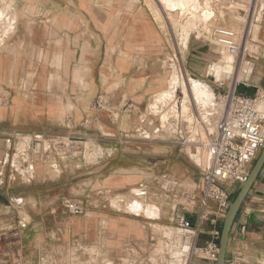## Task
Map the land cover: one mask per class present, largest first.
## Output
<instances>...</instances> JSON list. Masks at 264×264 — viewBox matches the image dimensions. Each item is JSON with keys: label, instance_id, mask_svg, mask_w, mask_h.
<instances>
[{"label": "crops", "instance_id": "crops-1", "mask_svg": "<svg viewBox=\"0 0 264 264\" xmlns=\"http://www.w3.org/2000/svg\"><path fill=\"white\" fill-rule=\"evenodd\" d=\"M12 1L29 11L30 19L18 23L0 53V259L71 264L77 242L88 264L96 258L100 264H127L128 251L136 252L138 264L148 263L162 227L187 216L183 192L199 179L197 149L174 140L189 138L201 118L210 119L216 97L202 114L196 103L186 111L179 107L180 91L170 115L152 113L156 96L168 87L173 61L164 57L165 35L146 6L132 9L115 0ZM3 9L0 39L7 32ZM117 9L123 13L117 16ZM214 18L197 29L198 36L212 28ZM253 42L256 52L247 56L242 80L241 70L236 75L238 92L248 96L264 90V20ZM187 68L186 76L204 78L195 67ZM98 98L104 100L101 110L94 108ZM86 118L93 125L83 129ZM71 138L95 145L103 153L100 163L83 160L80 148L67 152L59 139ZM36 139L41 154L31 163ZM165 177L178 182V192L164 189ZM139 190L146 194H133ZM64 199L84 201L87 214H66ZM139 202L158 204L160 216L135 215L132 205ZM241 209L251 212L247 232L230 239L228 252L238 250L245 264H264V169ZM207 239L202 236L199 245Z\"/></svg>", "mask_w": 264, "mask_h": 264}, {"label": "built area", "instance_id": "built-area-1", "mask_svg": "<svg viewBox=\"0 0 264 264\" xmlns=\"http://www.w3.org/2000/svg\"><path fill=\"white\" fill-rule=\"evenodd\" d=\"M221 1V0H220ZM227 3L242 5L246 8L247 17L262 13L264 17V0H224ZM210 10L218 1L199 0ZM213 11V10H210ZM204 41L214 42L228 55L238 57L246 53L243 47L244 34L225 26L210 28L201 34ZM199 38V37H198ZM253 42L247 33L245 42ZM252 52H248L250 54ZM238 84L228 88L225 94L218 93L209 114L210 119L201 118V127L192 131L186 139L174 141L182 147H194L201 160L199 179L191 190L184 191L189 205L186 215L176 225L162 227L163 232L154 246V257L143 264H217L219 243L224 217L233 200L231 188L246 182L253 164L264 148V90H258L254 96L238 92ZM96 110L104 108V100L98 98L94 104ZM69 120V118H67ZM152 123H150L151 125ZM93 125L91 118L84 119L81 127L88 129ZM205 134V139L191 145L192 136ZM65 142V143H64ZM60 145L68 151L77 150L83 160H94L100 163L103 153L97 152L93 144L79 145L76 139H62ZM41 141L35 140L32 149L31 163L41 154ZM96 150V155H95ZM70 151V152H72ZM100 152V155H99ZM165 190L178 192L179 184L172 178L165 177ZM143 196V195H142ZM64 212L70 216L84 217L87 206L84 201L64 199ZM251 212L240 210L230 239L236 241L238 236L247 232V217ZM234 234V235H233ZM207 236L205 245H199L200 238ZM230 242V241H229ZM77 242L73 243L71 264H88L87 253L81 251ZM127 264H138L136 252L128 251ZM84 258V259H83ZM136 261V262H135ZM53 258H41L38 264H55ZM0 264H9L0 259ZM90 264H100V260H90ZM226 264H245L242 254L232 249L227 254Z\"/></svg>", "mask_w": 264, "mask_h": 264}, {"label": "rangeland", "instance_id": "rangeland-1", "mask_svg": "<svg viewBox=\"0 0 264 264\" xmlns=\"http://www.w3.org/2000/svg\"><path fill=\"white\" fill-rule=\"evenodd\" d=\"M132 1L133 0H115V2L117 4H119L120 6L122 4H127L132 9H134L135 6H138V7L146 6L150 9L151 14H153L155 19L159 22V26L161 28V31L165 35L164 57L168 61L170 59L173 61V64H170V66L172 65V67H171L172 69H171V72L169 73V77H168L169 80L167 79V86L168 87L156 96L155 102L150 106V108L152 109V113L154 115H156V114L157 115H159V114L160 115H162V114L168 115L169 113L173 112V111H170V109L172 108L171 110H174L172 103L173 104L175 103L174 101L176 100V96L180 91H181V93H180L181 107L183 106L182 109L184 111L189 109V104L194 103V102H192L193 101L192 98L189 99L190 97H192L189 88L186 87L187 85H183V84H186V83H184V79H183V77H185V75L183 74V70L188 71V68H187L188 65L193 67V68L195 67L202 74H204L203 75L204 78H196V77H193V78L197 79L198 83L201 86L211 88L212 99H210L211 100L210 104L213 103L214 98L216 97L214 89H216L217 93L225 94L228 91V88L230 86H232V88H233V86L235 85L234 78H236L235 73H236V67H237L238 59L236 57L231 58V61L229 59L231 64L227 60L228 63L230 64L228 71L223 69V70H221V72H214L215 70H217V68H219V66H223L224 62H226V58H228V54H226L225 52H223V50H221L219 47H217L214 42L202 41L201 39L203 37H201V35L198 36V34H197V31H198L197 29L202 24L205 26L204 23L209 21L210 19H212L213 16H211L212 12L210 10L202 8L201 4L197 3V0H190V1L184 0L185 3L187 2V4H190V5L187 7V10H184V13L182 15H180V14L183 12V10L180 11L181 13L179 12L180 14L175 15V18L173 21L176 22L177 25L174 28V25H172V22H169V20L166 19L165 16H163L164 13H162V11L159 10L157 5L154 4L153 0H136L133 2ZM168 1L173 2V4H175V6L177 4H181V0H168ZM228 5L229 4L227 2H225L224 0L217 2V4L214 6L215 13L213 12L215 18L210 22L211 25L209 27H216L217 25L218 26H225L227 24V22H229L228 20H230V19L228 17H229V14L232 10L229 8V6H231V5H229V6ZM1 7L4 8L3 9L4 11L2 10L3 11L2 15L5 14L6 19H7V21H6L7 22V32H6V35H4L0 39V53L2 50H6L7 47L9 46V43L13 38L12 34L15 33L18 23L20 24L22 22L29 21V19H30V12L26 11L24 9L18 8L12 0H0V8ZM190 10L192 11L191 13H190ZM241 10L243 11V17H241V21L238 19H235L233 21H235L236 23L240 21L237 25L239 27H243V29H244V27L247 25L246 8L243 7V9H241ZM152 12H154V13H152ZM116 13L118 16L119 14H122L123 12H118V9H117ZM125 13H130V12L127 11ZM159 15H160V17H159ZM184 20H188V23H187V21H186V23H184ZM263 20H264V17L262 16V13L257 14L255 19H254V23L256 24L255 25L253 23V28H254L253 30L256 33L255 36L252 35V38L254 40L257 39V36H258L260 29H261V23L263 22ZM184 24H186V25H184ZM207 26H205V27L207 28ZM257 31H258V33H257ZM198 37L200 38L199 40H198ZM5 42H6V44H4ZM4 45H5V47L3 48ZM248 52H256V44L255 43L249 42V46L246 49V53L244 55V60H243V67L240 69L241 73L239 76V81H241L243 76H244V70H245L244 67L246 65L245 64L246 58L249 55ZM213 63H215V64L213 65ZM167 67H169V65ZM210 69H212L211 74L209 73ZM189 77H191V76H189ZM175 81H177V82H175ZM178 82H179V84H178ZM217 82H219V83H217ZM231 82H232V84H231ZM181 83H182V85H181ZM171 84H172V86H169ZM221 84H223V87L219 88V86ZM177 86L180 88H178ZM187 90H189V91H187ZM167 91H168V93H169V91L171 92L170 95L167 93ZM177 91H179V92H177ZM188 92H189V95H191V96L186 95V94H188ZM195 94L196 93L194 92V94H193L194 98H196ZM168 98H172V99H168ZM174 98H175V100H174ZM157 99L159 102L157 101ZM2 101L3 100L0 98V104L2 103ZM195 103H197L199 105L198 108H201L202 110L204 109V107H202V105H200L201 102L198 103V101H197ZM170 104H171V106H170ZM191 105L193 106L194 104H191ZM206 105L208 106V104H206ZM201 109H200V111L202 112ZM150 119H151V117L147 116L148 122ZM147 124L148 123L144 124V126H145L144 128H146ZM138 136L140 137V133H138L137 137ZM155 136H157V135L155 134ZM150 139H153V138L151 137ZM59 140L61 141L62 139H59ZM86 142H90V141H86ZM44 166L46 167V169L48 168L47 165H44ZM238 188H239V186H237V185L233 186L231 188L232 197L236 196ZM31 192H32V190L29 189L28 193H31ZM14 196H17V195H14ZM155 205L158 206V204L151 202V206L156 207ZM13 206H15V207L17 206V204L14 201H13ZM23 214H25V211L22 212V215Z\"/></svg>", "mask_w": 264, "mask_h": 264}, {"label": "bare ground", "instance_id": "bare-ground-1", "mask_svg": "<svg viewBox=\"0 0 264 264\" xmlns=\"http://www.w3.org/2000/svg\"><path fill=\"white\" fill-rule=\"evenodd\" d=\"M133 1H136V0H133ZM132 1V2H133ZM186 1H190V0H186ZM153 2H154V4H156L157 5V7L159 8V10L160 11H162V13H164L163 14V16H165L166 17V19H168L169 20V22H172V25H174V28H175V26L177 25V23L176 22H174L173 20H174V18H175V15H177V14H180L181 12V10H183V12L180 14V15H182L183 13H184V10H187V7L190 5V4H187V2L185 3L184 2V0H181V4H177L176 6H175V4H173V2H169L168 0H153ZM135 3V2H134ZM138 3V2H137ZM229 5H231V6H229V8L232 10L231 12H230V14H229V19L230 20H228L229 22H227V24L225 25L226 27H229V28H232L233 30H235L239 35H241V34H244V41H243V47L245 46V48L247 49L248 48V46H249V41L248 42H245L246 41V36H247V33H250V35L252 36V35H256V33H255V31L253 30L254 28H253V23H254V19H255V17H254V19L252 20L251 19V17H246V20H247V25L244 27V29H243V27H239L237 24L241 21V17H243V11L241 10V9H243V6L242 5H237V4H231V3H228ZM180 5V6H179ZM180 7V8H179ZM159 12V11H158ZM180 12V13H179ZM192 11L190 10V13H191ZM152 13H154V12H152ZM159 17H160V15H159ZM180 19V18H179ZM235 19H238V20H240L239 22H235V21H233V20H235ZM186 21H187V23H188V20H184V23H186ZM236 23V24H235ZM255 24V23H254ZM183 25V24H182ZM184 25H186V24H184ZM256 25V24H255ZM259 27V26H258ZM177 28V27H176ZM179 28V27H178ZM257 29V28H256ZM258 30V29H257ZM254 31V32H253ZM257 33H258V31H257ZM244 55H245V53H243V54H241L240 56H238V57H236L237 59H238V63H237V67H236V73H235V77H236V75H237V73H239V71H240V69L242 68L241 66L243 65V60H244ZM233 57H235V56H231V55H228V58H226V62H224V64H223V66H219V68H217V70H215L214 72H221V70H223V69H225L226 71H228V69H229V67H230V64H231V58H233ZM229 59H230V61H229ZM230 62V64L228 63V61ZM172 66V65H171ZM174 70V69H173ZM175 71V70H174ZM176 72V71H175ZM183 72H184V70H183ZM185 73V72H184ZM185 75V74H184ZM174 78V77H173ZM178 78V77H177ZM181 78V77H180ZM183 79H184V83H186V84H183V85H187L186 87L187 88H189V90H191V88H192V90L196 93L195 95H196V98H194V96H192V97H190L189 99H191L192 98V102H194V103H191V104H195V102H197L198 101V103H200L201 102V104L200 105H202V107H204V109L202 110L201 108H199V109H201L202 110V114H204V111H205V109L206 108H208V107H210V103H211V100L210 99H212V97H211V95H212V90H211V88L210 87H204V86H201L199 83H198V80L197 79H195V78H193V77H189V76H186L185 75V77H183ZM169 80V79H168ZM182 80V79H181ZM171 81V80H170ZM178 81V80H177ZM177 81H175V82H177ZM234 83H236V78H234ZM171 83V82H170ZM173 84V83H172ZM172 84L171 85H169V86H172ZM178 84H179V82H178ZM181 85H182V83H181ZM176 87V86H175ZM178 87V86H177ZM194 87V88H193ZM232 87V86H231ZM234 87V86H233ZM178 88H180V87H178ZM186 88V89H187ZM170 89V88H169ZM178 90V89H177ZM189 90H187V91H189ZM176 91V90H175ZM177 92H179V91H177ZM176 92V93H177ZM167 93H168V91H167ZM170 91H169V95H170ZM173 93V92H172ZM190 93H191V91H190ZM186 95H189V92H188V94H186ZM168 96V95H167ZM173 96V95H172ZM189 96H191V95H189ZM188 96V97H189ZM187 97V98H188ZM173 98V97H172ZM172 98H168V99H172ZM202 98V99H201ZM174 100H175V98H174ZM157 101H158V99H157ZM159 102V101H158ZM175 102V101H174ZM161 103V102H160ZM159 103V104H160ZM167 103V102H166ZM158 104V103H157ZM162 104V103H161ZM197 104V103H196ZM195 104V105H196ZM206 104H208V106L206 105ZM172 105L174 106V104L172 103ZM170 106H171V104H170ZM194 106V105H193ZM169 107V106H168ZM167 107V108H168ZM179 107H181V105H179ZM182 108H183V106H182ZM169 109V108H168ZM172 109V108H171ZM170 109V111H173V110H171ZM174 109V108H173ZM164 110V109H163ZM161 111V110H160ZM169 111V110H168ZM175 111V110H174ZM162 112V111H161ZM197 112V111H196ZM195 112V113H196ZM200 112V111H199ZM198 112V113H199ZM163 113V112H162ZM169 113V112H168ZM174 114V113H173ZM197 115V114H196ZM206 115V114H205ZM209 116V115H208ZM162 118V117H161ZM196 119V118H195ZM194 119V120H195ZM198 126L199 127H201V124H199L198 123ZM194 127V126H193ZM192 127V128H193ZM194 129V128H193ZM193 129H192V131H193ZM191 131V132H192ZM190 132V131H189ZM190 134V133H189ZM201 139H205V134L204 133H202V132H200V134L198 133V135H195V136H192L191 138H190V143H191V145H194L197 141H199V140H201ZM95 146V145H94ZM100 153V152H99ZM96 154V153H95ZM192 155V154H191ZM193 158H195V156H192ZM140 203V202H139ZM143 203V202H142ZM156 207H154V206H151V202H149V203H147V204H143V206L141 205L140 207V209H141V211H143V214L145 215V216H147V217H152V218H158L159 216H160V208H159V206H157V205H155ZM142 215V214H141Z\"/></svg>", "mask_w": 264, "mask_h": 264}, {"label": "water", "instance_id": "water-1", "mask_svg": "<svg viewBox=\"0 0 264 264\" xmlns=\"http://www.w3.org/2000/svg\"><path fill=\"white\" fill-rule=\"evenodd\" d=\"M216 1H220V0H216ZM197 3H200L199 0H197ZM205 9H207V7H205ZM207 10H209V9H207ZM211 16H214L213 12H212ZM191 91L194 94L192 89H191ZM170 114L171 113H169L168 115H170ZM263 169H264V148L262 149L259 157L255 161L246 182H244L243 184H241L239 186L237 194L233 198V200L230 203V206L226 212V215L224 217L223 224H222L217 264H226L232 228H233L234 223L236 221V218H237V216H238V214H239V212L243 206V203L245 202V200H246L249 192L251 191L253 185L258 180ZM133 194L145 195L146 191L145 190H139V191L134 192ZM144 204H147V203L145 202ZM141 205L142 204H140V203H134L132 205L131 211L137 216H139L141 214V209H140ZM145 218L146 219H155V218L147 217V216H145Z\"/></svg>", "mask_w": 264, "mask_h": 264}, {"label": "trees", "instance_id": "trees-1", "mask_svg": "<svg viewBox=\"0 0 264 264\" xmlns=\"http://www.w3.org/2000/svg\"><path fill=\"white\" fill-rule=\"evenodd\" d=\"M234 197H235V196H234ZM234 197H233V198H234Z\"/></svg>", "mask_w": 264, "mask_h": 264}]
</instances>
